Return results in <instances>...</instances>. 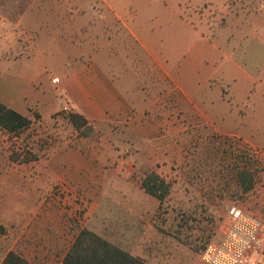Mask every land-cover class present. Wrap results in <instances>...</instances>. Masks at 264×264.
<instances>
[{
    "label": "rangeland",
    "instance_id": "obj_1",
    "mask_svg": "<svg viewBox=\"0 0 264 264\" xmlns=\"http://www.w3.org/2000/svg\"><path fill=\"white\" fill-rule=\"evenodd\" d=\"M255 19L257 31L263 32L264 0H0V102L33 122L18 136L0 128V239L28 223L33 209L41 206L56 209L68 223L64 246L46 247L54 257L66 254L77 233L87 229L95 200L72 183L76 189L67 198L52 194L60 181L47 171L46 160L64 147L72 153L58 155V161L83 154L98 159V166L104 164L99 171L110 182L99 193L101 205L112 202L113 185L125 192L151 172L169 185L153 223L158 235L150 241L155 244L135 250H142L148 264H204V248L234 206L264 222V134L254 140L255 146L201 125L192 140L167 142L157 160L124 145L115 149L100 137L85 138L71 124L76 113L65 106L67 74L75 66L93 64L97 53L106 61L149 60L136 33L164 55L172 57L177 49L174 63H184L195 49H206L211 52L206 64L221 68L237 51L240 32L255 29ZM153 84L164 89L162 95L173 85L167 76ZM164 120V135L172 141L175 119ZM260 128L264 131V120ZM153 162L158 169L147 167ZM133 188L144 190L142 184ZM8 239L0 262L10 253L13 243ZM11 252L40 264L33 263V246Z\"/></svg>",
    "mask_w": 264,
    "mask_h": 264
},
{
    "label": "crops",
    "instance_id": "obj_2",
    "mask_svg": "<svg viewBox=\"0 0 264 264\" xmlns=\"http://www.w3.org/2000/svg\"><path fill=\"white\" fill-rule=\"evenodd\" d=\"M253 26L254 30L240 32L237 51L227 56L221 68H214L216 64H206L211 57V52L206 49H195L194 53L182 55L184 63H174L177 49L171 52L172 57L164 55L152 40L149 41L152 45H146V38L136 33V37L143 38V52L149 60L106 61L104 55L97 53L93 64L75 66L67 74L65 106L89 121L94 129L93 137H100L115 149L124 145L125 149L140 150V157L148 152L156 155L158 160L160 150L170 145L169 142L176 145L192 140L198 136L197 130L201 125L207 126L212 133L258 146L254 140L262 139L264 134L260 128L264 120V29L258 32L256 27L259 28L260 23L256 19ZM217 50L220 52V48ZM165 57L168 62L164 61ZM166 76L173 85L168 95H162L164 89H157L153 81ZM172 117L175 119L173 134L176 138L169 141L164 135L167 127L164 119ZM62 153H68L65 147ZM61 154L58 152L59 156ZM57 156L54 154L46 160L47 171L60 181L59 187L52 189V194L64 193L67 198L70 192H74L70 183L83 190L96 203L89 214L87 230L145 261L147 257L142 250L140 253L135 250L155 244L150 239H156L158 235L153 223L161 202L145 190L133 188L142 184L139 183L141 178L137 182L134 180V186L125 192L114 182L117 183L112 184L116 194L113 193L110 205L104 206L99 193L104 189L103 185L110 182L100 173L104 164L100 161L98 166V159L83 154H79L77 159L62 156L60 161ZM54 166L60 167L61 172ZM145 166L137 163V167ZM154 166L158 169L157 163L147 164L151 170ZM31 221L34 222L33 227L29 228ZM67 226L56 209L34 208L33 218L29 217L28 223L14 232L8 231L9 235L0 239V255L5 251V239L9 238L13 244L8 252L19 247L25 252L26 247L33 246V263L63 264L69 249L66 254L54 257L46 247L61 249L65 238L69 237ZM38 232L40 236L36 237ZM56 232L61 234L56 235ZM26 256L29 258L28 254ZM5 257L3 255L1 262Z\"/></svg>",
    "mask_w": 264,
    "mask_h": 264
},
{
    "label": "trees",
    "instance_id": "obj_3",
    "mask_svg": "<svg viewBox=\"0 0 264 264\" xmlns=\"http://www.w3.org/2000/svg\"><path fill=\"white\" fill-rule=\"evenodd\" d=\"M71 124L86 138L94 133L89 121L82 115L73 114ZM32 120L0 102V128L18 136L32 126ZM145 192L161 203L168 195L169 185L156 173L151 172L142 182ZM205 249V248H204ZM2 264H31L18 253L10 252ZM63 264H148L141 258L111 244L97 234L80 230L66 254Z\"/></svg>",
    "mask_w": 264,
    "mask_h": 264
},
{
    "label": "built area",
    "instance_id": "obj_4",
    "mask_svg": "<svg viewBox=\"0 0 264 264\" xmlns=\"http://www.w3.org/2000/svg\"><path fill=\"white\" fill-rule=\"evenodd\" d=\"M201 260L204 264H264V222L232 207Z\"/></svg>",
    "mask_w": 264,
    "mask_h": 264
}]
</instances>
